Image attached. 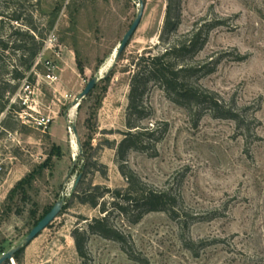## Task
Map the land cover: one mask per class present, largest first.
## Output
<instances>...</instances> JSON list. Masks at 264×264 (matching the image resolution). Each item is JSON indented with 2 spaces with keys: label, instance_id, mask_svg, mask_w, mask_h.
I'll use <instances>...</instances> for the list:
<instances>
[{
  "label": "rangeland",
  "instance_id": "obj_1",
  "mask_svg": "<svg viewBox=\"0 0 264 264\" xmlns=\"http://www.w3.org/2000/svg\"><path fill=\"white\" fill-rule=\"evenodd\" d=\"M142 1L140 23L110 76L73 105L90 78L112 61L139 0H0L2 41L11 40L13 26L19 25L8 16L20 13L32 20L30 33L38 41L54 34L61 49L60 58L47 55L58 82L38 77L46 72L42 65L26 73L36 86L32 106L53 117L47 130L22 124L15 116L20 106L12 96L7 100L8 92L0 100L14 108L9 118L0 113V122L13 127L0 125V254L24 239L65 193L60 213L23 248L21 264H264V0H170L178 24L169 37L202 27L207 33L195 59L217 60L197 82L256 118L250 131L238 129L233 120L215 118L199 106L189 111L148 85L138 123L167 128L145 151L128 150L124 163L147 185L177 193L184 213L172 219L153 211L132 223L136 212L120 214L111 192L96 207L69 195L83 172L80 194L88 184L110 191L127 185L116 148L127 130L134 62L145 49L160 51L168 41L160 34L169 0ZM0 52L9 68L19 66L18 51ZM238 55L243 58L237 60ZM3 77L10 79L9 91L19 88L20 82ZM84 143L89 147L83 153ZM100 205L109 222L129 234L126 248L132 257L119 242L91 233L86 258L79 256L72 232L103 216Z\"/></svg>",
  "mask_w": 264,
  "mask_h": 264
},
{
  "label": "trees",
  "instance_id": "obj_2",
  "mask_svg": "<svg viewBox=\"0 0 264 264\" xmlns=\"http://www.w3.org/2000/svg\"><path fill=\"white\" fill-rule=\"evenodd\" d=\"M8 20L19 25L13 26L11 40L2 41L0 39V50L4 51L10 48L12 51H18L20 53L18 64L21 68L17 64L9 68L4 63L3 57L0 54V100L6 95V92H8L6 95L8 100L13 95L16 87V85L13 86L11 91H9L10 79L3 77V75H9L12 80L21 82L26 73L29 72L34 58L42 45V40L38 41L36 39L37 35L30 33V30L34 32L35 29L31 19L22 17L20 13H14L8 16ZM177 24L171 15L169 0L165 12L163 32L160 34L162 41L168 40L166 46L156 52L152 51V47L147 48L134 62L135 70L129 80L127 95V130L122 133V138L116 148V155L118 160H120L119 170L126 179V187L110 191L109 188L101 187L100 185L88 184L89 189L80 194L79 189L84 184L85 173L83 172L75 190L71 194L73 198H78L81 203H87L96 207L99 205V199L108 192H111L112 197L115 199V209L120 214L126 216L128 211L134 210L136 212L134 219L131 220L132 223L137 222L144 214L153 211L166 212L172 219L179 218L184 213L180 205V197L177 193L172 192L170 189H157L147 185L133 171L128 169L126 163H124L128 150L145 151V147L149 142L152 141L154 143L159 140L167 128L166 123H163L162 127L157 126L155 128L142 126L138 123V119L144 115L145 103L143 98L149 84L159 87L165 96L177 105L189 111L197 106L202 107L209 110L215 118L233 120L238 129L245 128L250 131L251 122L256 121L254 115L247 116L244 113V109L238 107L233 100L227 103L218 93L202 87L197 82V78L203 73L210 72L217 62V60L214 61L213 59L204 62L195 59L197 53L204 45L207 30H204L202 27H193L190 31L174 35L171 39L169 33L176 29ZM23 26H27L28 29H25ZM236 58L237 60H241L243 57L238 55ZM112 69L104 78L110 76ZM7 100L0 103V113L5 111V118H9L14 110L13 106L6 108ZM0 125L11 127L6 123L5 119L1 120ZM157 134L158 136L154 137ZM88 147L87 143L82 145V148H85L83 153ZM86 159L89 160V155L86 156ZM96 163L94 162L93 164ZM26 180L28 181L27 178L24 181ZM22 195H26L24 189L22 190ZM100 212L105 214L90 220L87 223L86 230L75 228L72 232L79 256L86 258L87 251L85 244L87 234L91 233L119 242L129 256L132 257L131 252L126 248L131 245L129 243V234L109 222L108 211L104 206L100 205ZM189 244L187 242L186 246H190ZM24 247H21L14 253L13 257L16 264H21V254Z\"/></svg>",
  "mask_w": 264,
  "mask_h": 264
},
{
  "label": "built area",
  "instance_id": "obj_3",
  "mask_svg": "<svg viewBox=\"0 0 264 264\" xmlns=\"http://www.w3.org/2000/svg\"><path fill=\"white\" fill-rule=\"evenodd\" d=\"M56 40V36L50 34L42 41V45L29 70L30 73L33 71L35 72L36 67L42 65L46 69V72L38 74V77H41L48 84L56 83L60 78L56 73L57 67H55L52 61L47 58L49 53L55 58L61 57V49L57 46ZM35 98L36 86L28 80V75H26L21 80L19 88L11 97V101L14 103L17 102L20 106V110L16 111L15 116L22 124H31L37 129L45 131L51 125L53 117L47 114H40L35 107L32 106V104L35 103Z\"/></svg>",
  "mask_w": 264,
  "mask_h": 264
},
{
  "label": "water",
  "instance_id": "obj_4",
  "mask_svg": "<svg viewBox=\"0 0 264 264\" xmlns=\"http://www.w3.org/2000/svg\"><path fill=\"white\" fill-rule=\"evenodd\" d=\"M143 8H144V3L142 0H139V9L134 17L133 21L131 22L129 28L125 31L123 34L121 40L119 43L116 45L113 51V58L112 61L107 65L106 69L104 70L103 73L99 70L96 75L90 78V80L86 83L85 87L77 94L76 98L73 101V105H78L79 101L83 99L86 95L89 94V92L93 89L95 86L96 82L104 78L109 71L115 66L116 62L118 61L121 53L127 46L129 40L131 39L133 33L135 32L136 28L138 27L142 13H143ZM74 133L76 134L75 128ZM77 145L79 147V139L77 137ZM80 179V174L75 178V181L71 187V192L69 193L72 194V192L75 190L76 185ZM64 196L65 193L61 198H59L52 206L51 208L34 224V226L30 229L28 234L22 239L16 246L11 247L7 251H4L0 255V264H15L14 260V253L19 250L21 247H24L25 245L29 244L43 229H45L51 222L52 220L60 213L63 205H64Z\"/></svg>",
  "mask_w": 264,
  "mask_h": 264
},
{
  "label": "bare ground",
  "instance_id": "obj_5",
  "mask_svg": "<svg viewBox=\"0 0 264 264\" xmlns=\"http://www.w3.org/2000/svg\"><path fill=\"white\" fill-rule=\"evenodd\" d=\"M16 264V263H15Z\"/></svg>",
  "mask_w": 264,
  "mask_h": 264
}]
</instances>
